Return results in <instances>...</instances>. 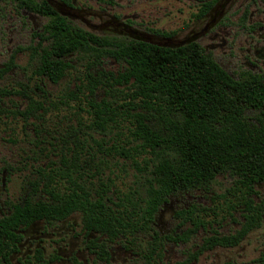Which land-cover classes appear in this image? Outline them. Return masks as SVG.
Listing matches in <instances>:
<instances>
[{"label":"trees","instance_id":"trees-1","mask_svg":"<svg viewBox=\"0 0 264 264\" xmlns=\"http://www.w3.org/2000/svg\"><path fill=\"white\" fill-rule=\"evenodd\" d=\"M18 2L50 17L43 32L36 34L35 45L18 47L38 56L37 76L57 83L72 67L65 60L71 54L90 55L92 65L106 57L124 64L117 74L101 70L87 75L92 116L84 126L101 135L89 137L99 149L104 147L107 156L127 161L136 181L122 191L113 178L101 180L99 164L106 160L98 151L84 153L87 140L75 137L63 148L60 164L50 163L47 171L38 168L29 183L31 193L9 214H0V264H10L22 227L38 219L52 223L73 212L81 214L87 233L104 237L100 244L92 240L103 256L107 241H134L140 234L153 236L155 247L148 256L156 251L158 255L161 240L153 223L160 207L177 192L210 189L222 173L233 178L224 195L236 196L237 204L245 205V221L236 234L208 236L202 248L235 245L259 225L258 205L248 197L256 192L255 183L264 181V73L235 80L195 40L166 47L99 35L67 21L44 0ZM44 41L48 43L43 46ZM97 89L104 93L99 100L93 99ZM26 97L27 106L18 113L25 119L38 118L42 103ZM82 154L94 165L92 177ZM38 194L39 198L32 197ZM176 215L180 225H193L176 233L185 241L202 222L191 207Z\"/></svg>","mask_w":264,"mask_h":264},{"label":"rangeland","instance_id":"rangeland-1","mask_svg":"<svg viewBox=\"0 0 264 264\" xmlns=\"http://www.w3.org/2000/svg\"><path fill=\"white\" fill-rule=\"evenodd\" d=\"M117 2L116 12L135 13L141 24L174 30L176 38L183 37L185 32L193 27L194 14L198 7L195 0H117ZM244 2L245 0H239L238 7L229 8L228 19L235 18L236 9ZM93 7L99 9L96 4ZM259 11L264 12V9ZM29 15L31 17L18 19L14 16L11 5L0 1V204L8 200L22 201L31 193L29 183L35 178L36 170L38 168L46 170L50 163L59 165L63 148L71 145L78 136L87 140L84 142L87 145V149L86 146L84 147V153H87L86 150L91 153L98 151V157L106 160L105 163L99 164L100 179L106 181L107 177L113 178L115 186L126 191L135 184L133 170L122 157L116 155L112 158L106 155L104 147L99 149L89 135L95 139H100L101 135L84 126L90 123L92 116L88 103L87 75L101 70L117 74L124 69V64L106 57L100 64L92 65L90 55L71 54L65 57V60L69 61L72 67L57 83L37 76L34 69L38 63V56L29 49L19 50L18 47L35 45L38 40L35 32L39 31L46 21L37 19L33 13ZM90 21L96 24L101 22L93 17ZM228 22L230 23V20ZM34 23H38V26H34ZM76 24L87 29L81 22ZM226 31L224 36L227 43L223 47L205 48L210 42L208 38L198 42L222 68L234 77H238V72L246 68L243 64L246 61L243 35L232 24H228ZM94 33L102 35L98 32ZM47 43L48 41H44L42 45ZM252 57L255 58L253 55ZM254 70L264 71V60H260ZM103 94L101 89H97L93 99L99 100ZM26 95L42 103L38 118L25 119L18 113L27 106ZM80 157L92 177L94 165L86 163L85 154ZM57 178L59 176L56 180ZM60 181L63 184V180ZM232 181L233 178L228 173H222L216 176L207 191L194 190L171 195L155 215L156 229L164 234L172 232L177 228L175 211L192 205L196 208L199 206L208 208L204 213L199 212L206 220L213 219L215 214H218L217 219L220 220L225 214L218 231L223 234L234 232L240 227L241 216L237 210L234 211L233 217L227 215V206L235 198L228 194L223 195L232 185ZM259 189L264 191V184ZM32 197L37 199L40 195H32ZM79 221L80 214H73L48 229H44L42 222H37L26 231L25 235L28 237L38 234L40 230L45 232L46 237L42 246L47 258L56 253H68L70 243L74 244L72 248L74 251L87 257L83 250L82 238L74 236V232L79 229ZM204 234L205 232L199 231L185 244H166L162 264H175L186 258L188 253L197 250ZM147 237L148 235H140L139 244L145 246ZM111 245L114 247L113 264L123 262L139 264L127 253H121L117 248L119 244ZM32 247L30 246L29 250ZM261 250H264V222L260 228L248 233L238 246L216 247L200 254L196 260L191 259L189 264H224L226 261L234 264H250L259 256ZM26 252L27 249L23 247L18 256L22 257ZM13 262L17 263V256H14Z\"/></svg>","mask_w":264,"mask_h":264},{"label":"flooded vegetation","instance_id":"flooded-vegetation-1","mask_svg":"<svg viewBox=\"0 0 264 264\" xmlns=\"http://www.w3.org/2000/svg\"><path fill=\"white\" fill-rule=\"evenodd\" d=\"M0 1L2 3L10 4L11 10L14 12V16L18 17V19L22 17L29 18L31 17L29 14L33 13V15H35L37 19L45 20L46 22L42 24V27L40 28L39 31L35 32V35L43 32L44 25L47 23V21L50 18L48 15H44L43 13H40L38 11H32L25 6H19L18 0H0ZM33 1L36 3H40L43 0H33ZM44 1H46L57 14L66 18L67 21L77 26L79 25L76 24V22H81L87 27V30L91 32H98L102 35H109V36L119 35L129 38L130 37L137 38L143 41H145L144 39L146 38H152L154 41L157 42H165L167 39H175L176 41L185 40L184 44H186L191 40H195L198 42L203 38H208L210 42L205 46V48L210 47L211 49H214L217 46L223 47L227 43L224 34L227 33L226 30L228 28V24L229 25L232 24L235 25L236 28L240 30V32L242 33L241 35H243V39H244L243 43L245 48V59H246V61L243 62V64L246 65V68L238 72V77H234L232 74H230L229 72L228 73L235 80H241L242 77L247 73H251V74L264 73V71L254 70V68L258 66V62H260V60H264V12L259 11L260 9H264V0H245L244 3L239 4L240 8L236 9L235 18L232 19H228L229 8L233 6L238 7L239 0H195V3L197 2L198 7L194 14L195 19L193 22V27L189 28V30L185 32V34L181 38L175 37L176 34L174 33V30H166L164 28H158L156 26H148L147 24H141V22L137 20L138 18L135 15V13L116 12L118 10L116 7L118 4L117 0L116 2H114V0H44ZM94 4L98 5L99 9H95L93 7ZM207 4H209V6L205 9V6ZM91 17L97 18L101 20V22L97 24L92 23L90 21ZM229 20L230 23L228 22ZM34 26H38V23L37 24L34 23ZM188 27L189 26H186V28ZM35 37L38 39L37 36ZM166 47H174V46H166ZM202 48L206 53H208L204 47ZM252 55L255 56V58H253ZM263 184L264 181L256 182L254 185V190L256 192L252 193L248 197L249 199L252 200L253 205L255 206L258 205L256 206V208L259 210L260 223L257 227H252L251 229H249L241 237L240 241L235 245H214L211 248H206V247L202 248L204 239L207 238L208 236H211L213 234H216L218 236H227L230 234H236V232H238L242 228V224L245 221L244 220L245 219L244 214L246 213V211L244 210L245 205L237 204L238 199L236 196H234L235 198L234 201L227 206L226 213L228 216L233 217L234 211L235 210L239 211L241 216L240 227L237 228L234 232L228 234H223L218 231L219 226L222 224L221 219L224 218L225 214L221 216L220 220L217 219L218 214H215V217L213 219L206 220L202 215L200 216L199 212L201 213L202 211L204 213L205 211L208 210V208L201 206L197 208L192 205L190 206L194 214H196L195 216H198L202 223L194 231V233L191 236H189V238L185 241L181 238H176L175 237L176 233H182L185 230L192 228L193 225L190 222H186L185 224L180 225L181 220L176 215V212L179 210L175 211L174 213V218L176 219L177 228L173 229L172 232H169L167 234H164L156 229L157 222L155 217L153 228L154 231H156L160 235L159 240H161V244H160L161 249L160 251H158V255L156 251L152 253L150 256H148L149 251H151L152 247L153 246L155 247L154 244L155 239L153 238V236L148 235L145 246H142L141 244H139V238L140 235L143 234H140L139 236H137V238L134 241H131L126 238H117L115 241H111V242L107 241L105 245V248L107 250V256H103L104 253L99 251V247H95L93 245L92 240H96L97 243L100 244L103 242L104 237L98 236L97 233H87L82 227L81 220L79 221V229L78 231L74 232V236L82 238L83 250L86 252L87 257L84 256L85 254L79 253L78 251H74L72 249L74 244L70 243V250L68 253H56L52 257L47 258L44 253V248L42 246L43 239L46 237L45 232L40 230L38 234H34L26 237L25 235L26 231L35 223L42 222V224L44 225V229H48L49 227H53L57 223L64 221L73 214H80L79 212H73L67 217L52 223H49L44 219H38L32 222L30 225L24 226L20 230H18L19 235H18V240L15 244L16 249L9 255V263L10 264H113L114 247H112L111 244L117 243L119 244L117 248L121 253L123 254L127 253L129 257H132L135 261H138L139 264H162L163 258L165 256L166 244L172 243L174 245L177 244L181 245L188 243L190 240H192V238L194 237V235H196V233H198L199 231H203L205 232V234L201 238L197 250L188 253L186 258H184L183 260H179L175 263V264H189L191 262L190 261L191 259L196 260L200 254L212 250L216 247L233 248L238 246L241 243V241L248 235V233L262 226V223L264 222V191H261L259 187ZM198 190L207 191L209 189H198ZM217 197L218 196H216V198ZM21 202L22 201L14 202L9 200L4 203L2 202V204H0V214L1 215L4 213L9 214L11 212V207L16 203H21ZM190 207H185V208H190ZM196 211L198 212V214ZM181 227H183L184 229L183 228L180 229ZM30 246H33L31 250H29ZM23 247L27 249V252L22 257H19L18 255L21 253ZM14 256H17V263L13 262ZM121 264H125V262ZM224 264H234V263L230 261H226ZM250 264H264V250H261L259 252V256L254 260H252Z\"/></svg>","mask_w":264,"mask_h":264},{"label":"water","instance_id":"water-1","mask_svg":"<svg viewBox=\"0 0 264 264\" xmlns=\"http://www.w3.org/2000/svg\"><path fill=\"white\" fill-rule=\"evenodd\" d=\"M144 40L146 42H150V43L161 45V46H179V45H183L185 43V40L176 41L175 39H167L165 42H157V41H154L152 38H146Z\"/></svg>","mask_w":264,"mask_h":264}]
</instances>
